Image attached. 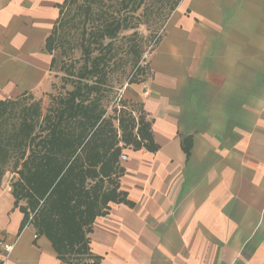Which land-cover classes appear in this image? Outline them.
I'll list each match as a JSON object with an SVG mask.
<instances>
[{"label":"crops","instance_id":"crops-1","mask_svg":"<svg viewBox=\"0 0 264 264\" xmlns=\"http://www.w3.org/2000/svg\"><path fill=\"white\" fill-rule=\"evenodd\" d=\"M62 2L0 0V100L52 86ZM160 35L141 78L116 88L158 148L122 150L121 200L93 220L90 252L97 264H264V0H180ZM32 212L3 178L6 264H92L58 257Z\"/></svg>","mask_w":264,"mask_h":264},{"label":"trees","instance_id":"trees-1","mask_svg":"<svg viewBox=\"0 0 264 264\" xmlns=\"http://www.w3.org/2000/svg\"><path fill=\"white\" fill-rule=\"evenodd\" d=\"M96 1L84 0L86 4L79 6L83 7L85 22H92L93 26L82 31L84 62L74 75L73 89L58 97L55 105L42 115L37 103L23 105L18 126L10 128L6 126L7 116H14L13 109L19 101L30 96L0 100V181L5 172L3 167L11 161L12 171L18 173L17 179L10 183L14 205L19 206L24 216L28 209L37 208L33 224L50 239L58 257L65 260L93 257L92 264H97L99 257L93 256L89 249L87 234L91 224L96 216L105 213L109 202L121 200L118 185L124 168L119 155L128 146L133 150L158 148L151 121L142 108H138L135 116L133 106L124 104L125 108L111 115L103 105L107 67L112 57L110 41L121 29L130 27L131 17L95 13L91 5ZM122 1L124 8L130 5L136 11L145 0ZM179 1H173L172 10ZM74 2L78 0H63L59 22ZM106 39L109 40L105 42ZM54 43L52 32L46 40L48 52H52ZM94 51L97 54L92 56ZM119 142L121 148L117 146ZM184 149L188 154V148ZM68 171L70 175L65 180ZM111 171L117 173L114 188L111 194H101L104 204L97 206V187L87 191L85 180L98 177L97 182H102L101 176Z\"/></svg>","mask_w":264,"mask_h":264},{"label":"rangeland","instance_id":"rangeland-1","mask_svg":"<svg viewBox=\"0 0 264 264\" xmlns=\"http://www.w3.org/2000/svg\"><path fill=\"white\" fill-rule=\"evenodd\" d=\"M82 1L84 0H78L77 3L74 2L68 6L65 16L63 15L60 22L58 20L53 29L54 31H52L55 35V43L51 52L53 56L50 73L53 81L52 86L40 96H30L20 100L19 104L13 109L15 115L13 116L11 114V116H7V127L18 126L19 120L22 118L20 109L23 105L37 103L42 115L49 107L55 105L58 97L64 96L69 90L73 89L75 82L74 75H76L84 62L80 43L82 31L85 28L90 29L93 26L92 22H85L83 7L82 9L79 8V6H84L86 4ZM173 1L174 0H145L140 7L136 8V11H132L130 5L124 8L122 0H97L92 3L91 8L92 11H96L95 13L103 11V14L107 17L111 15L131 17L130 27L121 29L110 41L112 57L107 67V94L103 99V105L107 108L108 114H117L119 109L125 108L126 106L129 108L131 107V105L124 102L122 98L119 99L122 90L119 92L116 88L124 85L130 79L136 78L137 81L141 78L145 70L148 69L147 58L152 53L150 49H154L159 38L162 36L160 35L161 30L172 12ZM108 40L106 39L105 42ZM96 54L97 51H94L92 56ZM147 54L149 55L147 56ZM114 124L115 126L117 125L116 121H114ZM119 134L117 133V138ZM121 144L122 143L119 142L117 146L121 148ZM11 165L12 162L9 161L3 167L5 169L3 178L9 185L11 182H14L18 176V173L12 171ZM65 169L62 174L65 172ZM15 170L18 169H14V171ZM116 174V172L111 171L109 175L101 176L102 182H97L96 178L98 179V177L87 178L85 180V188L87 191L90 190V187H97L96 194L99 199L97 206H101V202L102 205L104 204L101 196L102 193L108 192L111 194L114 188L113 181L116 178ZM69 175L70 171L66 173L64 179L66 180ZM48 180L49 176L47 177V181ZM53 187L54 185L51 187V190ZM29 210L33 213L32 211L36 212L37 208Z\"/></svg>","mask_w":264,"mask_h":264},{"label":"built area","instance_id":"built-area-1","mask_svg":"<svg viewBox=\"0 0 264 264\" xmlns=\"http://www.w3.org/2000/svg\"><path fill=\"white\" fill-rule=\"evenodd\" d=\"M118 91L121 92V88L118 89ZM126 157L127 156L124 153H122L120 155V159L121 160L126 159ZM13 245L14 244H9V243H6V242H0V248L2 249L3 254H4L3 258L0 260V264H6V260H7L8 256L10 255V253H11V251L13 249Z\"/></svg>","mask_w":264,"mask_h":264}]
</instances>
